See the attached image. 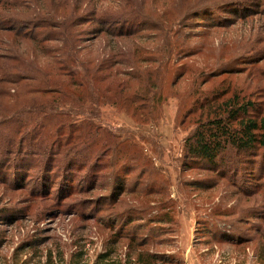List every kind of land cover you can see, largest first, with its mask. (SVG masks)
Returning a JSON list of instances; mask_svg holds the SVG:
<instances>
[{
  "label": "trees",
  "instance_id": "16d2710c",
  "mask_svg": "<svg viewBox=\"0 0 264 264\" xmlns=\"http://www.w3.org/2000/svg\"><path fill=\"white\" fill-rule=\"evenodd\" d=\"M159 1L164 0H0V182L15 193H27L32 181L25 198L32 204L52 201V189L63 203L78 194L74 183L81 172L88 179L78 190L91 194L98 189L105 159L123 156L127 165L119 174L114 171L109 198L68 207L69 212L76 207L87 220H94L89 210L110 213V204L119 206L128 189L123 167L133 171L130 164L137 156L130 154L135 136L108 131L102 110L116 107L138 123L157 122L167 90L173 95L188 83V114L200 110V118L184 140L180 162L187 172L213 175L207 184L195 180L201 186L191 189L210 195L229 180L235 192L221 193V200L238 197L242 206L251 207L239 209L234 201L236 209L222 210L221 217L235 220L211 224L203 237L210 238L207 244L241 252L242 263L252 253L257 264H264V234L254 224L264 222L254 207L264 181V84L256 85L255 94L247 89L244 96L231 88L240 77L248 84L264 77V0H166L148 9ZM238 25L255 32L246 44V36L238 37L237 50L220 37ZM221 48L226 59H201ZM213 83L217 85L207 89ZM240 180L260 183L245 191ZM160 189L157 180L138 176L127 194L151 204ZM148 208L139 222L130 220L119 228L107 223L117 230L115 238L92 264H179L151 249L164 241L146 230L165 218L149 219ZM30 210L3 221L16 224ZM85 255L78 250L68 264H90Z\"/></svg>",
  "mask_w": 264,
  "mask_h": 264
},
{
  "label": "rangeland",
  "instance_id": "374dc122",
  "mask_svg": "<svg viewBox=\"0 0 264 264\" xmlns=\"http://www.w3.org/2000/svg\"><path fill=\"white\" fill-rule=\"evenodd\" d=\"M163 2L166 3V0L159 1L148 9L160 7ZM109 4H106L104 8ZM238 26L237 29L234 28L233 31L224 33L220 37V39L225 37L228 44L233 45L236 49L240 44L238 37L246 36L243 40L246 44L252 36L251 31L255 32L252 26H250V32H247L249 28L246 30V28L241 29V25ZM258 55L256 54V56ZM222 56L225 59L228 56L223 48L216 52H205L201 59L209 62ZM262 75L264 76V72ZM246 82H249L247 78L240 77L238 83L231 87L232 93L236 92L244 96L247 89H250L251 93L255 94L257 93L256 85L264 84V77L259 75L255 83L248 84ZM213 85L217 84L213 83L207 89ZM237 85L239 87L236 90ZM190 87L191 85L188 83H181L176 88V95H172L171 90H167L166 93L169 96L161 105L162 118L157 122L138 123L130 113L116 107H107L102 110L103 123L111 129L108 131L131 132L135 136V147L130 150V154L137 156V161L130 164L133 171H130L127 166L123 167L122 179L128 189L121 196L119 206H115L114 203L110 204V213L95 212L93 214V211L89 210L88 214H91V217L94 216V220H87L83 217L84 215L78 214L76 207H73L70 212L68 207L75 201L94 202L102 196L109 198L111 196L109 191L114 188L116 183L113 173L116 170L119 174L125 160L128 159L123 156V159L113 158L111 160V157L105 159L106 166L101 165L103 172L96 179L98 189L91 194L89 192L86 195L78 190L87 184L88 179L85 172H81L74 183L78 188L76 189L78 194L63 203L60 201L62 195L52 189L53 202L51 200L36 201L32 204L31 201L25 199L33 185L32 181L29 183L27 193H15L9 188V185L7 187L0 182V212L5 211V213H0V264H68L71 256L78 250L86 251L87 255H85L84 261L92 264L97 256L105 251L112 238H115L114 233L117 230L111 228L107 223L115 224L119 228L130 220L139 222L142 218V210L148 207L149 210L145 214H149V219L165 218V221L160 224H150L146 230V232L155 231V238L164 241L160 246L151 247L154 252L165 254L179 264H257L252 253L249 256L250 259L242 263L244 259L241 252L235 253L232 249L227 250L223 246L207 244L206 241L209 237H203L205 232L210 231L211 224L217 227L219 221L224 223V221L235 220L221 217L222 210L231 212L236 209L234 207L232 210L234 201L239 209H251V207L248 204L242 206L244 202L241 203L238 197L234 201L231 197L226 201L221 200V193L235 192L232 188V181L228 179L224 186L220 185L210 195L205 193L198 195L191 189V187L198 189L201 186V183L198 184L195 180L199 179L207 184L212 180L213 175L200 171L187 172L188 170H183L180 162L183 156L184 140L196 127L200 118V110L190 115L187 111L188 107L192 105V98L188 93ZM241 172L246 171L243 169ZM138 176L143 178V181L157 180L161 184L159 192L166 195V198L163 199L158 192V195L153 197L156 199L155 203L150 204L145 203V200L135 194L128 195V190L134 187ZM0 178H4V176L0 175ZM258 183L260 182L245 183L240 180L238 185L248 191V185L255 188ZM260 184L262 185L259 186L256 196L259 199V205L255 204L254 207L258 209V212L264 214V181H261ZM120 186L118 184L117 188ZM28 208H31L28 217L20 215L16 224H5L3 221L4 217L13 218L20 211ZM254 224L264 234V222L257 220ZM243 227L248 228L247 226ZM152 238L154 236L151 237V240H153ZM262 244L264 245V243ZM124 247H121L123 252L126 250Z\"/></svg>",
  "mask_w": 264,
  "mask_h": 264
}]
</instances>
